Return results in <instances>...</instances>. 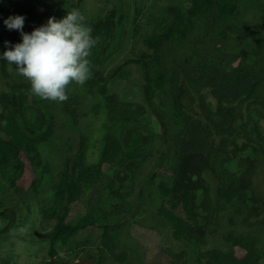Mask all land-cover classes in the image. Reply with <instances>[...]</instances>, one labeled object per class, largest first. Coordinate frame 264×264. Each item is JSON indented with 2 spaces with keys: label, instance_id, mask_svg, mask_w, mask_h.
Wrapping results in <instances>:
<instances>
[{
  "label": "trees",
  "instance_id": "16d2710c",
  "mask_svg": "<svg viewBox=\"0 0 264 264\" xmlns=\"http://www.w3.org/2000/svg\"><path fill=\"white\" fill-rule=\"evenodd\" d=\"M84 1L0 0V56L22 42L20 31L9 30L4 23L15 16L24 17L23 32L30 34L46 25L50 17L60 20L67 12L78 10L92 28V37L98 40L89 57L91 78L83 86L69 85L68 99L62 103L33 95L30 83L18 75L15 66L0 59V230L22 227V215L28 224L29 198L32 194L41 197L40 188L50 178L51 193L42 192L45 196L38 200L40 228L45 235L40 244L47 253V259L41 258L40 264H71L78 259L81 264H131L132 254L128 247H121L120 235L128 223L146 213L145 206L159 220L151 227H159L163 221L171 229L172 239L171 245L161 248L150 264H264V249L255 235H236L230 230L224 248H210L195 236L199 225L207 219L212 224L211 217L223 212L222 205L250 206L257 157L264 155V150L252 145L234 153L231 146L224 144L225 137H220L221 143L217 141L210 135V113L205 118L193 116L197 103L208 112L205 98L196 100L189 88H177L180 67L184 80L193 83L199 94L210 83V54L203 51L199 56L181 59L179 52L188 47V35L195 27L205 31L211 23L209 15L214 18L213 30L233 23L238 0H191L179 18L160 24L158 35H141L128 50L130 56L110 70L118 27H125L122 47L129 18L120 14L116 6L111 13L89 16L82 10ZM135 8L133 16L137 18L140 10L136 4ZM224 32L221 30L222 35ZM208 40L203 37L198 43ZM166 57L171 58V68L166 65ZM132 65L138 66L143 76L140 81L144 97L140 101L122 99L118 91L111 90L131 76ZM90 98L100 99L93 115L105 120L98 126L102 131L98 160H89L93 134L87 129L80 133L75 154L69 147L71 141H61L60 167L53 170L46 162L44 148L59 140L61 122L73 129L82 128L81 121L88 118L86 102ZM153 117L160 125L157 132ZM152 156H157L153 157L157 172L147 173L135 200L130 201L127 182L141 161ZM27 164L34 175L40 172L29 190L18 183ZM207 172L215 176L216 192H212L205 177ZM90 192L95 198L91 207L68 220ZM119 199L124 200L123 205ZM179 206L183 215L174 212ZM234 223L230 221L231 226ZM89 227L98 230V236L92 237ZM176 243L184 245V249ZM57 246L63 247L67 260H56Z\"/></svg>",
  "mask_w": 264,
  "mask_h": 264
},
{
  "label": "rangeland",
  "instance_id": "374dc122",
  "mask_svg": "<svg viewBox=\"0 0 264 264\" xmlns=\"http://www.w3.org/2000/svg\"><path fill=\"white\" fill-rule=\"evenodd\" d=\"M77 1V0H75ZM108 1V2H107ZM85 0L83 5V11L85 14L89 16H93L94 14H104V12L111 13V10L116 6L118 12L124 14L132 20L133 15L135 14L136 8L134 5L139 6V14L137 15V21L131 25L128 23L127 33L124 35L125 41L123 46L121 47V36L123 31L125 30L123 27L119 26L115 43L113 44L114 48V56L111 61H109L108 70L112 69L117 64L121 63L126 57L130 56L128 52L132 46L136 45L139 41V37L141 35L147 36L150 32L155 31L156 28V17L159 16L162 0ZM173 0H170L168 3L174 5L172 3ZM184 1V0H182ZM122 4V5H121ZM252 9V8H251ZM240 18L246 17L251 18L248 12L239 16ZM120 18L117 17V19ZM136 30L133 32L132 29ZM141 44V43H140ZM142 46V44L140 45ZM112 48V49H113ZM201 50H209V46L205 45ZM136 68H133L131 71V76L126 81H120L113 86L111 90L120 94L122 99L133 100L137 99L140 101L141 97V89L140 85L137 81H132L134 75H138ZM140 77V76H138ZM137 78V77H136ZM205 91H203L204 93ZM207 92V91H206ZM209 92V91H208ZM207 92V93H208ZM209 94V93H208ZM206 94L205 98L210 99V95ZM260 96L264 97V88L259 90ZM94 98L88 99L86 102V112L88 114V118L81 121V129H73L69 127L67 124L61 122V130L59 131V140L54 141L52 144L46 146L45 155L46 162H48L53 170L60 167L58 164V158L62 155V145L61 141H71V147L73 149V154H75L78 146V141L80 138V133L82 131H86L90 129L92 132V149L89 153L90 162L94 163L98 160L100 151L102 149V131L99 130L98 126L105 123L104 118L102 116H97L95 119V115H93L94 107L97 104H101L100 99L93 100ZM198 103L195 105V109L201 110V107H197ZM100 109V108H98ZM1 111V108H0ZM195 114V113H194ZM95 119V120H93ZM96 122V123H95ZM153 129L157 132L159 130V125L157 121L153 120ZM159 141V140H158ZM190 143L192 140H189ZM68 143V144H69ZM157 156H152L149 160L141 161L140 167L137 169L135 174H132L131 179L129 178L128 185L130 186L131 195L128 197L130 201H134L138 191L140 190L141 181L147 175L148 172L154 174L157 172L156 170V162L155 158ZM258 161L256 162L255 168V176L251 182V187L254 192V197L248 201L250 205L248 208L242 205H234L227 204L222 205L221 210L223 212L221 214L215 215V217H211L213 220L212 224H210V219H207L203 225H199L196 228L195 236L201 240L205 241L208 244V247L215 248H224L225 247V237L228 235L229 231H233L236 235L240 234H251L255 235L258 238L259 246L264 249V157L260 155L257 157ZM235 166V165H234ZM237 166H235L236 168ZM55 172V171H54ZM40 175V172L36 175L33 174L30 165L27 164L26 171L23 177L19 180V185L23 186L26 190L30 189V186L35 178V176ZM53 175V174H52ZM54 179L56 178L53 175ZM205 177L209 184H211L212 192H216V179L215 176L210 174L209 172L205 173ZM49 180H46L44 185L40 188L41 197H36L31 195L29 198L31 205V212L28 224L26 219H24V215H22L23 224L22 227L8 230L7 232H2L0 234V264H40V259L45 258L47 256L45 254L44 249L41 246V240L45 236L44 232L41 230L40 221H42L39 217V205L38 200L44 197L45 194L49 195L51 193V183ZM158 180V179H157ZM53 181V180H51ZM44 192L45 194H42ZM95 196V195H94ZM49 199V198H47ZM95 198L92 196L91 192L86 194V197L82 198L80 203L76 206L77 211L74 212L73 215L69 216L68 220H71L73 216H79L77 213L82 211H87ZM123 199V198H122ZM119 199L118 203L123 205L124 200ZM215 200H217L214 197ZM168 208L170 204H166ZM146 213L142 216L136 217L130 223L126 225L123 229L120 238H121V247H128L131 255L130 262L131 264H150L158 255L161 248H165L171 245V229L168 228L163 221L159 227H151L156 221H159L156 215H153L145 206ZM21 207L20 209H23ZM26 208V207H25ZM182 207L179 206L174 212L176 214H182ZM123 214V213H122ZM209 217V216H208ZM246 218V219H244ZM233 220L235 222L234 226H231L230 221ZM247 221V222H246ZM201 222V221H199ZM242 222H246L242 225ZM261 222V224H258ZM54 222H51L53 224ZM1 224V223H0ZM26 229V232L23 234L20 233V229ZM88 232L93 234L92 237H96L99 234V231L93 227L88 228ZM26 238V239H21ZM34 239V240H33ZM178 245L177 247H182L184 249V245ZM131 249V250H130ZM57 251L59 252V257H56L58 261L67 260V255L63 252L62 246H57ZM55 259V258H54ZM54 259H49L52 261ZM59 264V263H58ZM71 264H81V260H75Z\"/></svg>",
  "mask_w": 264,
  "mask_h": 264
},
{
  "label": "flooded vegetation",
  "instance_id": "af4514ba",
  "mask_svg": "<svg viewBox=\"0 0 264 264\" xmlns=\"http://www.w3.org/2000/svg\"><path fill=\"white\" fill-rule=\"evenodd\" d=\"M169 1L162 0L161 13L155 19V31L149 34L158 35L160 24L166 25L168 22L179 18L180 11H186L191 4V0H173L174 5L168 3ZM263 9L264 0H238V13L234 15L235 19L233 23L231 22L232 26L229 24L225 28L223 26L213 30L214 18L209 15L211 23L205 31L195 27L188 35L189 43L186 44L188 47H184L179 52L182 56L181 59L183 57L192 58L205 51L201 50L203 46H209V50L206 51L210 54L208 59L210 83L202 87L199 94V91L194 90L193 83L184 80V72L180 67L178 69L180 80L177 82V88L180 91L184 87L189 88L196 100L200 96L205 98L206 94L209 93L210 99L205 98L209 106L208 112L198 109L193 116L198 118L202 115L205 118L210 113V135L217 137L219 142L220 137H225L224 144L231 146L234 153L241 152L242 148H252L250 147L252 145L255 146L253 148H257L261 152L264 150V97L259 94V90L264 88ZM246 12L251 18L239 17ZM136 21L137 18L133 16L132 20H129V24L131 22L132 25ZM196 21L198 22V20ZM223 29L225 32L222 35L221 30ZM135 30V28L132 29L133 32ZM203 37L209 38L208 42L199 44L198 40L203 39ZM171 55L169 53L168 57ZM168 57L165 58V62L169 67L171 64L169 59L171 58L168 59ZM131 68L132 70L136 68L140 73L134 75L132 81L138 80L141 100H143L140 81L143 78L142 72L138 66L132 65ZM203 91L205 92L203 93ZM153 120L157 121L159 125L157 117H153ZM230 138L235 139V141H231ZM260 156L264 157L262 154Z\"/></svg>",
  "mask_w": 264,
  "mask_h": 264
},
{
  "label": "clouds",
  "instance_id": "9594fccd",
  "mask_svg": "<svg viewBox=\"0 0 264 264\" xmlns=\"http://www.w3.org/2000/svg\"><path fill=\"white\" fill-rule=\"evenodd\" d=\"M4 23L9 30L20 31L22 42L4 51L0 59L15 66L36 97L66 102L69 85L83 86L91 78L89 57L98 40L92 37V28L78 10L67 12L60 20L50 17L46 25L30 34L23 32V16L9 17ZM19 231L23 234L26 229Z\"/></svg>",
  "mask_w": 264,
  "mask_h": 264
}]
</instances>
